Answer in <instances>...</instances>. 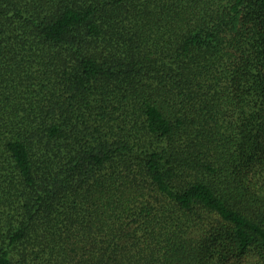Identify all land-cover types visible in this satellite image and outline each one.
I'll return each mask as SVG.
<instances>
[{
  "label": "trees",
  "instance_id": "obj_1",
  "mask_svg": "<svg viewBox=\"0 0 264 264\" xmlns=\"http://www.w3.org/2000/svg\"><path fill=\"white\" fill-rule=\"evenodd\" d=\"M0 264H264V0H0Z\"/></svg>",
  "mask_w": 264,
  "mask_h": 264
}]
</instances>
